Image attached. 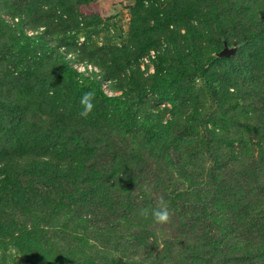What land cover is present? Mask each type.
Masks as SVG:
<instances>
[{"label":"rangeland","instance_id":"374dc122","mask_svg":"<svg viewBox=\"0 0 264 264\" xmlns=\"http://www.w3.org/2000/svg\"><path fill=\"white\" fill-rule=\"evenodd\" d=\"M151 2L0 0V264H264V0Z\"/></svg>","mask_w":264,"mask_h":264},{"label":"trees","instance_id":"16d2710c","mask_svg":"<svg viewBox=\"0 0 264 264\" xmlns=\"http://www.w3.org/2000/svg\"><path fill=\"white\" fill-rule=\"evenodd\" d=\"M144 1H149V5H145L144 4ZM152 0H140V3L143 7H151L152 6ZM27 39H29L27 36H26ZM155 77H162V72H161V68H160V64H157L155 65ZM195 70H196V73L198 74H201L204 70L201 66L199 65H196L195 66ZM69 75H72L73 72L72 71H68ZM71 77V76H70ZM76 78V77H74ZM75 81V85L77 87H79L84 93L87 92V91H94L95 92V99H99L109 105H113V104H116L118 103L117 99L115 98H111L107 95L104 94V92L101 90L100 88V83L98 81H93V80H88L86 78H80L79 80H74ZM44 166H46V162L42 161L41 162ZM198 215L200 216L199 220L202 222L204 221L205 223V227L204 229L200 230V231H196V235H201L202 236H206L207 233H210L212 234L213 238L211 240V243L212 244H215L216 247L214 249V251L216 250L218 252V260H216V263H220V261H224L225 257H227V254H228V251H230V248H228L227 250L226 249V245L224 246H221V243H222V238L224 237L225 240L227 241L229 239V227L226 228L224 226V222L219 219V220H216L213 215L211 213H209L208 211L206 210H199L198 211ZM214 223H216L217 225H219V228H217V230H220V235L216 238L215 237V234L213 233L214 231V227H217V226H214ZM223 225V227H221ZM213 227V229H212ZM199 240H197V243L195 240H192V243H189L186 247L191 249V250H188V251H191V253L193 255H191V258H189V260L191 261H195L197 262V255H200V258L203 259V256H207L209 254H212L213 252V248H206L205 251L203 250L202 252H200L199 254L196 253V251L200 250L202 246H205L203 244V240L201 239V237H198ZM188 241H191L190 239ZM200 241H202V246H201V243H199ZM205 243V242H204ZM199 257V256H198ZM223 259V260H222ZM200 264H204L203 262L199 261Z\"/></svg>","mask_w":264,"mask_h":264},{"label":"clouds","instance_id":"9594fccd","mask_svg":"<svg viewBox=\"0 0 264 264\" xmlns=\"http://www.w3.org/2000/svg\"><path fill=\"white\" fill-rule=\"evenodd\" d=\"M94 101V91H87L82 95V97L80 98V104L83 110L79 113L82 118L87 119L93 112V109L95 107ZM158 203L159 207L155 209L149 207H141L140 209H138V215L142 216L145 219L151 217V219H153L157 224H168L171 220V211L169 209L168 203L163 199H161Z\"/></svg>","mask_w":264,"mask_h":264},{"label":"water","instance_id":"95a60500","mask_svg":"<svg viewBox=\"0 0 264 264\" xmlns=\"http://www.w3.org/2000/svg\"><path fill=\"white\" fill-rule=\"evenodd\" d=\"M129 3H132L130 1ZM235 50L233 48H229L227 45H224L223 49L216 54L219 58H229L234 54Z\"/></svg>","mask_w":264,"mask_h":264},{"label":"built area","instance_id":"2783aa9c","mask_svg":"<svg viewBox=\"0 0 264 264\" xmlns=\"http://www.w3.org/2000/svg\"><path fill=\"white\" fill-rule=\"evenodd\" d=\"M144 4L147 6L149 5V1H144Z\"/></svg>","mask_w":264,"mask_h":264}]
</instances>
